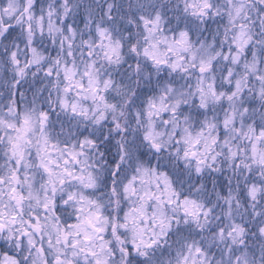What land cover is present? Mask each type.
Segmentation results:
<instances>
[{
  "label": "snow or ice",
  "instance_id": "1",
  "mask_svg": "<svg viewBox=\"0 0 264 264\" xmlns=\"http://www.w3.org/2000/svg\"><path fill=\"white\" fill-rule=\"evenodd\" d=\"M0 264H264V0H0Z\"/></svg>",
  "mask_w": 264,
  "mask_h": 264
}]
</instances>
